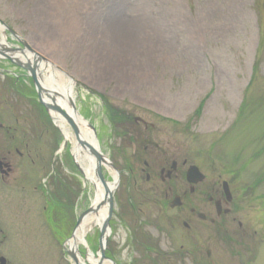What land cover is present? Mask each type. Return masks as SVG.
<instances>
[{
    "label": "rangeland",
    "instance_id": "obj_1",
    "mask_svg": "<svg viewBox=\"0 0 264 264\" xmlns=\"http://www.w3.org/2000/svg\"><path fill=\"white\" fill-rule=\"evenodd\" d=\"M0 14L73 80L77 113L119 171L131 146L122 148L123 137L115 135L133 132L132 120L142 118L155 125L148 136L171 140L201 162L211 160L232 179L242 219L264 239V0H0ZM38 115L55 147L62 146L49 118ZM69 149L57 159L70 161L66 171L76 192L62 211L55 208L53 246L37 245L46 240L37 231L40 199L33 195L17 205L8 199L6 209L0 200V228L9 223V241L15 238L4 247L8 258L1 247L0 256L11 264H73L62 242L95 191L82 185ZM103 174L111 182V171ZM98 235V229L88 233L89 247H96ZM113 235L115 246L125 238L120 228ZM79 251L83 255L82 245ZM35 252L38 263L27 260Z\"/></svg>",
    "mask_w": 264,
    "mask_h": 264
},
{
    "label": "flooded vegetation",
    "instance_id": "obj_2",
    "mask_svg": "<svg viewBox=\"0 0 264 264\" xmlns=\"http://www.w3.org/2000/svg\"><path fill=\"white\" fill-rule=\"evenodd\" d=\"M15 70L0 59V200L6 209L8 199L17 205L40 196L44 205L36 224L48 236L37 245L53 246L55 213L47 198L57 190L66 197L69 165L57 161L53 135L38 122L42 111L33 104V83ZM133 126L118 137L131 153L118 163L121 180L111 220L112 234L120 228L125 238L115 246L113 235L105 256L116 264H252L264 239L242 219L232 179L211 160L201 162L171 140L148 136L154 124L136 117ZM9 227L0 228L5 257V245L15 239L9 241ZM27 260L38 263V253Z\"/></svg>",
    "mask_w": 264,
    "mask_h": 264
},
{
    "label": "bare ground",
    "instance_id": "obj_3",
    "mask_svg": "<svg viewBox=\"0 0 264 264\" xmlns=\"http://www.w3.org/2000/svg\"><path fill=\"white\" fill-rule=\"evenodd\" d=\"M111 1L114 2L115 0ZM106 16L107 15H105V17ZM104 26L102 25L103 28H100V30L103 31L104 29L108 30V28H110L108 24H105ZM107 30H104V33L108 32ZM2 34L3 28L0 26V35L2 36L0 48H7L8 45H6L7 43L5 41V36ZM105 35L108 34L106 33ZM16 55L20 56V54ZM21 60L29 63L33 61L32 57L27 52L24 53L23 57H21ZM37 74H42L44 79L41 83L44 87L54 88L55 92L59 94V100L56 104H58L63 110H66L68 114L71 115L80 130L81 137L85 139L92 147L98 149L96 139L93 135L94 133L89 130V123H87V121L84 120L79 115V113H77L78 111L74 102V83H72L71 80L63 73L57 71L51 65L43 62L39 63ZM50 115L52 116L54 123L58 127L64 139V142L67 145H71V155H73L74 162L82 171L81 175L84 183L83 185L86 188L88 185H91L95 191V196L91 204L94 211L92 212V214L86 215L81 220L80 224L75 230L74 236H72V239L67 244V248L70 251H74L77 255L79 264H84V260H82V258L78 254V248L80 244L85 243V237L88 235V233H93L95 229H99L103 225L104 219L106 217L105 214L107 213V205H105L106 188L95 178V156L93 154H90L87 149H84L77 144V139L75 138L71 127L69 126V124H67L66 119L61 114L57 112H51ZM111 174L113 175L114 173L111 172ZM108 188L111 190L113 188V185L109 184ZM86 257L87 261H89L90 263H97V260L92 257L91 253H88V256Z\"/></svg>",
    "mask_w": 264,
    "mask_h": 264
},
{
    "label": "water",
    "instance_id": "obj_4",
    "mask_svg": "<svg viewBox=\"0 0 264 264\" xmlns=\"http://www.w3.org/2000/svg\"><path fill=\"white\" fill-rule=\"evenodd\" d=\"M24 45V44H23ZM26 47V49H28L30 52H33L32 50H30L26 45H24ZM8 51H11V50H8ZM14 51V50H12ZM11 51V52H12ZM35 62L33 63L34 65H29V64H23L21 62H18L16 65L18 66H21V67H24L26 70L29 71V73L31 74V77L33 79V82L36 87V91H37V95L39 97V100L40 102L42 103V105L45 107V109L50 112V111H54L55 113H59L61 114L65 119H66V122L67 124H69V126L71 127L74 135H75V138L77 139V144L79 146H81L82 148L84 149H87L88 152H90V154H93L96 158V167H95V176L97 177V180L100 182V184H102L105 188H106V202L108 204V213L106 214L107 217L102 225V228H101V235L100 236V245H99V250L101 251V260L98 264H101V262L105 259V252H104V246H103V241L102 239L104 238V242L107 241L108 239V236H104L106 235L107 231H108V227H109V220L111 218V214H112V211H113V191L112 190H109V188L107 187V182L106 180L104 179V176L102 174V166H107L111 169H113L114 171L115 168L114 166L109 163V161L106 160L105 156L100 153V151L94 147H92L90 144H88V142L83 139L81 137V134H80V130L77 126V124L74 122L73 118L71 117L70 114H68L67 111H64L63 109H61V107L56 104L57 103V100H56V97L59 96V94H57V92H54V90L52 88H44L40 85L39 81H38V76H37V63H39V61L41 60V57L38 55V54H35ZM8 60H12L10 57L8 56H5ZM43 96H45L48 100L51 101V103H48L46 102L44 99H43ZM93 208L91 207L90 209H88L86 212H84L82 214V216L79 218L78 220V223L77 225L80 223V221L83 219V217L87 214H90L92 213ZM69 255L72 257V259H74V261L77 263V258H75V254L72 253V252H68ZM3 259H0V264L3 263L2 261ZM254 264H264V242L261 244L260 246V249H259V255L257 256V259L255 261Z\"/></svg>",
    "mask_w": 264,
    "mask_h": 264
},
{
    "label": "trees",
    "instance_id": "obj_5",
    "mask_svg": "<svg viewBox=\"0 0 264 264\" xmlns=\"http://www.w3.org/2000/svg\"><path fill=\"white\" fill-rule=\"evenodd\" d=\"M102 98H103V97H102ZM104 101H105V99L103 98V102H104ZM105 105L107 106L106 102H105ZM109 111H110V110H109ZM110 112H112V111H110ZM113 113H114V115L116 116V119H119V118L122 117L120 113L118 114V112H117V113L113 112ZM116 119H114V118H110V120H112V121H110V122H112L113 125H116V122H115ZM119 120H121V119H119ZM122 120H123V119H122ZM117 126H118V125H117Z\"/></svg>",
    "mask_w": 264,
    "mask_h": 264
}]
</instances>
